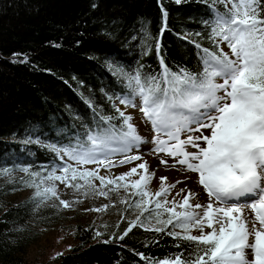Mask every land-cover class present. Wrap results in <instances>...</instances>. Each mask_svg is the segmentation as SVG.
<instances>
[{
    "label": "snow or ice",
    "instance_id": "obj_1",
    "mask_svg": "<svg viewBox=\"0 0 264 264\" xmlns=\"http://www.w3.org/2000/svg\"><path fill=\"white\" fill-rule=\"evenodd\" d=\"M182 2L175 0L178 5ZM210 7L212 16L205 24L211 28L209 38L218 51L195 44L200 72L184 67L171 70L160 54L159 41L156 51L161 71L157 75L145 76L139 69L134 74L123 68L113 70L129 89L127 95L115 99L125 108L139 107L155 133L150 151L173 158V168L179 165L197 174V183L208 198L206 204L192 203L198 193L190 189L187 194L180 189L169 199L181 181L167 183V177H160L158 190L152 191L155 172L141 155L129 154L148 141L139 134L133 117L115 103L117 115L97 113L99 120L86 126L75 143L47 145L62 161L67 160L59 168L31 172L25 182L34 189L32 199L37 207L58 200L67 209L72 203H82L81 196L103 197L115 206L114 194L135 214L120 240L132 228L142 227L195 245L188 258L178 253L152 261L140 254L147 264H264V0H212ZM162 11L165 26L161 33L167 28L168 16ZM117 120L119 124L114 123ZM189 147L196 151H188ZM116 155L123 158L114 162ZM134 161L141 162L127 172L100 174L101 168L107 171ZM160 163L168 166L167 160ZM90 164L96 167H85ZM22 171L30 172L28 168ZM57 181L73 190L74 202L60 198ZM109 206L91 210L104 211ZM249 210L254 216L248 215Z\"/></svg>",
    "mask_w": 264,
    "mask_h": 264
},
{
    "label": "trees",
    "instance_id": "obj_2",
    "mask_svg": "<svg viewBox=\"0 0 264 264\" xmlns=\"http://www.w3.org/2000/svg\"><path fill=\"white\" fill-rule=\"evenodd\" d=\"M211 3L0 0V163L9 156L27 157L36 169L58 163L52 152L21 141L33 137L67 146L86 126L96 124L97 113L117 115L112 103L128 92L108 65L157 75L158 41L171 70L200 72L195 44L217 51L205 24L212 16ZM162 8L168 13L163 33ZM2 201L0 191V264H25L18 256L26 246L17 228L30 219L29 202L3 208ZM128 227L121 221L98 238L92 228L77 226V245L54 264H147L140 254L159 261L178 253L188 258L195 251L191 242L140 227L120 240Z\"/></svg>",
    "mask_w": 264,
    "mask_h": 264
},
{
    "label": "rangeland",
    "instance_id": "obj_3",
    "mask_svg": "<svg viewBox=\"0 0 264 264\" xmlns=\"http://www.w3.org/2000/svg\"><path fill=\"white\" fill-rule=\"evenodd\" d=\"M221 47H223L225 52L230 53V50L226 45H221ZM108 67L114 74L113 70L117 67L112 64H109ZM123 84L125 85L124 82ZM126 89L129 93V89L127 87ZM114 103L116 107L121 108V110H124L126 114L131 115L133 117V121L134 117H139L138 119L141 122L140 124L142 128L141 131L144 134L140 131L139 132L144 135L142 137H144L148 143L142 144L138 150L134 148L129 154L141 155L143 160L148 162L150 171L155 172V178L151 183L152 191L158 190L160 177H167V183H175L182 177L193 180L194 184L197 183V174L184 171L183 166L177 165L173 168L172 165L175 163L173 158L168 157L163 153L156 155L150 151L153 147L151 139L155 133L152 131L150 123H146L144 121L143 115L139 111V107L125 108V106L120 105L116 99L113 101L112 105ZM137 104H139L138 100ZM191 134L199 135V133L195 132ZM204 134L208 135L209 132L205 130ZM181 138H186V135ZM20 144L22 146L35 145L52 152L47 147V145L51 144L39 140L38 138L28 137L23 139ZM187 150L190 152L196 151L195 148L191 147ZM52 153L55 154L58 163L52 164L48 167H42L41 169L34 168L27 157L14 158L9 156L0 163V173L7 170V174H0V191L3 200L1 207H19L20 204L29 202L30 219L17 228V234L20 236L22 243L26 246L22 248L23 251H21L18 256H22L25 264H54L57 257L67 254L77 245L74 238V231L77 226L84 229L92 228L94 234L96 235L97 232L103 234L109 229V226H115L121 221H125L126 224H129V221L135 219L133 211L126 210V206L121 204L119 199L114 194L112 195V201L115 202V206H111V202L103 197L85 199L81 196L80 199L83 201L82 203H72V206L67 209L60 205L58 200H53L45 205L37 207V202L32 199L34 189L26 187L25 182L31 179V172H46L52 168H59L62 166L64 161L67 160L65 157L64 161H62L55 152ZM122 158L123 156L116 155L113 157V161L118 162ZM161 159L167 160V167L160 163ZM140 162L141 161H134L131 164L118 166L107 171L101 168L100 174L108 175L111 173L118 175L129 171L130 168L135 167ZM85 167L92 169L95 168L96 165L90 164ZM24 168H28L30 172L26 173L22 171ZM57 174H59V172H57ZM193 175L195 177L194 179L192 178ZM136 178L138 177H133V179ZM56 183L58 185V191L61 199L69 202H74L77 199V195L74 194L72 189L65 188L64 185L60 184L58 181ZM95 183L99 184V181H95ZM180 189L186 190L183 194H187V190L189 189L194 193H198V196L192 200V203L206 204L208 202L206 193H204L202 187L199 186L198 183L196 184V187L190 188L181 187L177 184L176 188L173 189L171 196H169V199H171L172 196H175ZM123 195L124 193L121 191V196ZM176 199L179 201L182 199V196H176ZM105 204H109L110 206L104 211L98 212L91 210L94 208H100ZM248 215L254 216L250 210ZM205 230L208 231V229ZM177 231H179V229H177ZM192 234L199 233L197 231H193ZM101 236L102 235H99L97 237L101 238Z\"/></svg>",
    "mask_w": 264,
    "mask_h": 264
},
{
    "label": "bare ground",
    "instance_id": "obj_4",
    "mask_svg": "<svg viewBox=\"0 0 264 264\" xmlns=\"http://www.w3.org/2000/svg\"><path fill=\"white\" fill-rule=\"evenodd\" d=\"M139 117H134V121H133V123L137 126V128H138V131H140L141 133H143L141 130H142V128H141V122L139 121V119H138ZM139 132V134L141 135V136H144L143 134H141ZM192 178L194 179L195 177H194V175L192 176ZM179 181H181V183H179L178 185L179 186H181V187H187V188H190V187H196V184H194V181L193 180H190V179H187V178H185V177H182Z\"/></svg>",
    "mask_w": 264,
    "mask_h": 264
}]
</instances>
